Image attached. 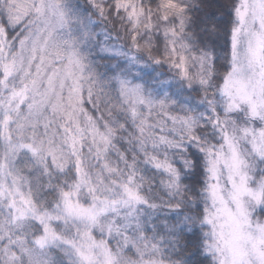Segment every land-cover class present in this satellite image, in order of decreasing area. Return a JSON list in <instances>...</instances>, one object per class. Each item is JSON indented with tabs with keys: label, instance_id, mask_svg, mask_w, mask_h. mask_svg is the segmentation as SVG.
<instances>
[{
	"label": "snow or ice",
	"instance_id": "6c2138e0",
	"mask_svg": "<svg viewBox=\"0 0 264 264\" xmlns=\"http://www.w3.org/2000/svg\"><path fill=\"white\" fill-rule=\"evenodd\" d=\"M0 264H264V0H0Z\"/></svg>",
	"mask_w": 264,
	"mask_h": 264
}]
</instances>
